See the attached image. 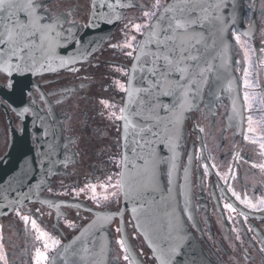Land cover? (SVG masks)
<instances>
[{"label":"flooded vegetation","instance_id":"flooded-vegetation-1","mask_svg":"<svg viewBox=\"0 0 264 264\" xmlns=\"http://www.w3.org/2000/svg\"><path fill=\"white\" fill-rule=\"evenodd\" d=\"M167 1L154 8L156 0H136L137 8L127 10L109 40L87 61L34 76L22 105L24 121L0 96V159L8 150L11 131L20 135L24 122L34 116L38 123L46 125L39 138L29 133L38 165L42 157L53 164L43 196L73 200L96 210L119 209L120 187L116 198L104 202L103 198L89 196L92 191L87 186L98 188L107 183L109 176L111 184L119 181L121 109L128 66L144 30L155 17H145L144 12L157 14ZM37 2L47 10L41 23H53L52 18H59L57 28L63 29L72 41L90 13L91 0ZM241 9V30L230 26L228 36L243 102L242 115L236 109L232 90L221 89L214 95L207 92V85L187 113L181 137L184 147L177 189L182 210L189 230L213 264H264V149L260 147L264 144V0H244ZM17 12L23 17V12ZM134 24L143 25L140 33L135 32ZM126 42L133 47H124ZM9 84L12 83L0 71V87L10 91ZM228 204L235 210L227 208ZM51 205L30 202L0 219V264H37V253L47 254L40 250L41 246L55 248L92 218L91 213L77 206L55 201ZM24 216L29 218L27 222ZM123 222L124 236L137 258L143 264H157L128 213L123 214ZM110 233L114 263L134 264L124 244L121 246L117 217L110 225ZM55 241L59 243L54 246Z\"/></svg>","mask_w":264,"mask_h":264},{"label":"water","instance_id":"water-1","mask_svg":"<svg viewBox=\"0 0 264 264\" xmlns=\"http://www.w3.org/2000/svg\"><path fill=\"white\" fill-rule=\"evenodd\" d=\"M25 2L16 0L19 5ZM243 2L168 0L150 22H159L160 28L147 27L144 30L128 66L121 115L120 174L123 173V176L119 174V181L122 180L123 185L120 187L121 202L117 211L96 210L73 200L60 201L43 196L53 164L42 157L38 165L29 133L33 132L39 138L38 134L46 129V125L38 123V117L34 116L33 120L24 122L20 135L11 131L8 150L0 159V219L30 202L53 207L51 203L55 201L65 206H77L92 215L77 233L64 238L46 264H115L111 259L110 225L116 217L130 259L134 264H143L124 236L125 213H128L157 264H213L197 237L189 230L182 210L177 189L184 147L181 137L187 113L202 97L207 85V92L214 95L221 89L232 90L236 97L233 99L237 103L236 109L242 115L243 102L233 70L232 40L228 31L230 26L241 30L238 25ZM169 5L173 10L165 12ZM204 7H207L206 12L202 11ZM134 8H137L136 0H91L87 22L78 27V36L74 41L56 26V32H60L61 36L57 37L59 43L54 50L49 48L47 40L41 44L39 35L28 41L19 40L18 46L23 51H17L16 55H12V49L17 44H0V71L12 83L10 91L0 87V96L24 121L22 105L25 93L33 85V77L87 61L109 40L127 10ZM22 14L20 21L27 22L26 12ZM3 15L0 14V33H4L6 25L12 27ZM161 15L164 19L158 21L157 17ZM172 17L181 21L199 19V23L191 25L187 32L177 29L175 41L179 44L184 40L186 45H190L185 55H195L197 59L184 60L179 64L180 68L188 67L186 73L176 69L164 79L160 73L164 71L165 61L161 57L153 64V54L159 50L174 59L173 54L168 52L174 47L172 41H168L167 46L162 43L159 49L157 45L158 40L164 41L165 38L162 29L168 23L175 24ZM50 35L55 36V33ZM168 35L171 36L172 32L169 31ZM25 43L29 45L27 48H24ZM9 67L10 72L4 71ZM173 248L175 252L171 251Z\"/></svg>","mask_w":264,"mask_h":264},{"label":"snow or ice","instance_id":"snow-or-ice-1","mask_svg":"<svg viewBox=\"0 0 264 264\" xmlns=\"http://www.w3.org/2000/svg\"><path fill=\"white\" fill-rule=\"evenodd\" d=\"M185 2H187V0H185ZM154 8H159V0H156V4L153 5ZM207 7H219V5H208ZM207 7H204L202 9V11H207ZM44 8V5L41 3H38L37 0H26L25 4L23 5H19L16 3V0H0V14H5L3 15V19H5L6 21H10L12 24V27H8L7 25L5 26V31L4 33H0V44L3 43H8V44H17L16 48L12 49V55H16L17 51H23V49L19 48L18 46V41L19 40H24V41H28L30 38H35L37 37V35H39L41 44H43V42L45 40L48 41V46L49 48L54 50L55 45H57L59 43L57 37L61 36L60 32H56V26L58 24H60V19L59 18H52L53 19V23L51 24H44L41 23V21L45 18V16L47 15V10L46 8H44V12L41 13V9ZM16 10H19L21 12H26V16H27V22H21L19 16L17 15ZM173 10V7L171 5H169L168 7L165 8V12H171ZM181 11H183V9H181ZM156 13L153 11H145L144 12V16L145 17H152L155 16ZM14 18V19H13ZM164 17L163 15L157 17V20H163ZM172 20H175V24L173 25L172 23H168L166 27H164L162 29L163 33H164V41H157V45H158V49L159 46L163 43L165 44V46H167V42L168 41H172L174 43V47L169 48L168 52L172 53L174 56V59H170L169 55L167 53H161L159 50L154 53V60H153V64H155V61L161 59V57L163 58V60L165 61V65H164V71H162L160 73L161 77L164 79L168 78V73L170 71L176 70L178 69L181 73H186L188 71V67H183L180 68L179 64L184 61V60H192L195 61L197 59V56L195 55H185V53H187L189 51V47L190 45H186V42L184 40H181L179 44H175V41L177 40V29H185V32H187V29L193 25V24H197L199 23V19H185L183 21L176 19L175 17L171 18ZM133 29L135 30V32L140 33L141 32V28L142 25L140 24H134L132 25ZM147 27L151 28V29H159L160 28V24L159 22H157L156 24H151L149 23L147 25ZM171 31L172 35L169 36L168 32ZM51 33H55V36L50 35ZM153 34L155 35V31L153 32ZM183 35V34H180ZM127 39V37H126ZM131 40L134 41L135 40V36L131 37ZM236 40L239 41V36L236 37ZM29 45L27 43H25L24 48H27ZM113 47H117V45H113ZM124 47L131 49L133 47V44L131 42H126ZM177 49H179V51L177 52ZM128 55H132L131 52L127 53ZM139 57H137L138 59ZM4 71H8L10 72V67L9 68H5ZM153 75H156V71H153ZM181 79H184V76L181 75ZM11 86V84H9V87ZM123 87V86H121ZM167 94V93H165ZM121 111H123V109H121ZM249 131H252L251 128H249ZM244 139H248L247 136L244 137ZM253 143H255V141H252ZM260 147L262 149H264V144H261ZM261 167H264V165H262ZM121 176H123V173L120 174ZM112 177L109 176L107 178V183L105 184H101V187H107L108 184L111 183ZM123 185V181H117L116 185H113V187H122ZM87 187H89L92 192H93V199H95V188L96 185H88ZM113 196H115V193H112ZM233 195L236 196V198L239 200L240 197L233 192ZM108 197H105V199H107ZM243 203H247V201H242ZM261 203H264V200L261 201ZM227 208L232 209L233 211L235 210L234 208H232L231 204L226 205ZM135 211V210H134ZM23 220H25V222L28 221V217L24 216L22 217ZM33 227H36V222L33 221L32 222ZM46 235L45 233H41V236ZM54 243H59L58 241H55ZM121 246L123 247V241L120 242ZM45 247H47V244H45ZM172 252H175L176 249L173 248L171 250ZM38 256V260H37V264H40V260H46L47 256H45L43 253L38 252L37 253ZM124 259L127 261L129 258L128 256H125ZM165 264H167V262H165Z\"/></svg>","mask_w":264,"mask_h":264},{"label":"rangeland","instance_id":"rangeland-1","mask_svg":"<svg viewBox=\"0 0 264 264\" xmlns=\"http://www.w3.org/2000/svg\"><path fill=\"white\" fill-rule=\"evenodd\" d=\"M162 2H163V0H159V5H161ZM142 28H143V25H142ZM115 183L116 182H114V184H111L110 183L107 187H101L99 185V187L97 188V186H96V188H95V198H103V199H105V197H108L107 199H105L104 202H106L109 199H112L114 197L116 198L118 192H117V187H113V185H116ZM112 193H115V196H113ZM88 195L91 196V197H93V192H90V194H88ZM57 244L58 243H55L54 246L57 245ZM58 245L55 248L53 247L52 249L46 248L45 246H41L40 247V250L41 251H44V252L47 253L45 255V256H47V259L46 260H43V263L42 264H46V262L48 261V259L50 257V253L52 252V250H55L58 247Z\"/></svg>","mask_w":264,"mask_h":264}]
</instances>
